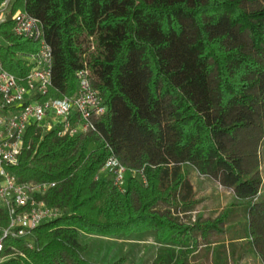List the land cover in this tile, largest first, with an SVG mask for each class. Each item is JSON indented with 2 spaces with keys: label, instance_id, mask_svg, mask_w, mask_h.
Instances as JSON below:
<instances>
[{
  "label": "trees",
  "instance_id": "16d2710c",
  "mask_svg": "<svg viewBox=\"0 0 264 264\" xmlns=\"http://www.w3.org/2000/svg\"><path fill=\"white\" fill-rule=\"evenodd\" d=\"M16 8L40 21L51 47L48 95L71 94L86 67L106 111L74 136L28 129L31 147L11 170L19 182H54L43 199L63 213L31 230L32 248L7 239L0 264H101L88 237L146 235L158 244L150 264H190L232 217L244 218L264 263V0H16ZM20 50L34 46L6 21L0 57L17 75L26 70ZM110 156L125 168L124 191L103 168ZM192 173L241 207L197 213ZM122 253L109 264H125Z\"/></svg>",
  "mask_w": 264,
  "mask_h": 264
},
{
  "label": "built area",
  "instance_id": "2783aa9c",
  "mask_svg": "<svg viewBox=\"0 0 264 264\" xmlns=\"http://www.w3.org/2000/svg\"><path fill=\"white\" fill-rule=\"evenodd\" d=\"M15 1L0 2V25L10 21L12 34L36 47L16 52L26 68L21 75L8 71L0 57V263L8 258L2 255L7 239L24 238L26 246L32 248L31 230L63 213L43 199L54 182H19L11 170L31 147L28 129L34 128V133L39 131L41 135L54 131L58 137L74 136L94 129L92 118L106 111L101 95L90 84L86 67L76 71V89L71 94L48 95L52 87L51 47L40 21L25 10L13 9ZM103 168L112 173L114 185L124 191L125 168L117 159L108 157ZM10 249L9 255L16 254L14 247Z\"/></svg>",
  "mask_w": 264,
  "mask_h": 264
},
{
  "label": "crops",
  "instance_id": "0c3cea01",
  "mask_svg": "<svg viewBox=\"0 0 264 264\" xmlns=\"http://www.w3.org/2000/svg\"><path fill=\"white\" fill-rule=\"evenodd\" d=\"M198 177L215 182L203 176ZM192 183L197 193V198L200 200V204L197 206L198 213L216 216L227 207H230L233 213L237 208L241 207L239 204L232 205L234 202L232 200L233 194L224 187L221 188L225 190V202L224 204L221 202L222 204L219 206L216 205L219 199V196L216 194V187L219 188L220 186L217 182H215V184H218L215 188L214 186L207 187L204 185H200L199 187L193 182V179ZM237 219L239 218L232 217L231 220L224 225L228 231L222 238L212 236L205 243L198 245L197 248L188 255V262L190 264H264L254 248L251 237L246 234L244 218L241 217V220H239L240 222ZM240 223L241 225H239Z\"/></svg>",
  "mask_w": 264,
  "mask_h": 264
},
{
  "label": "rangeland",
  "instance_id": "374dc122",
  "mask_svg": "<svg viewBox=\"0 0 264 264\" xmlns=\"http://www.w3.org/2000/svg\"><path fill=\"white\" fill-rule=\"evenodd\" d=\"M31 43L35 48L36 44L33 42ZM261 152H262V165L260 172L263 180L262 197H264V143H262L261 145ZM191 178L193 179V182H195L199 187L200 185H204L207 187L214 186L215 188V186L218 185L215 184V182L213 181H209L208 179L204 180L203 178L198 177L196 173H192ZM216 188H217L216 194L219 196L218 203H216V205L219 206L222 204L221 202H223L224 204L226 196H225V190L222 189L221 186H219V188L218 187ZM237 220L239 221V219ZM239 225H241V223ZM88 239L94 241L93 244L94 248L101 246L99 248V253L96 254L97 256L99 254L102 255L100 257L102 261H99V263L101 264H109L116 257L122 255L123 254L122 252L127 254L126 255L127 259L125 264H150L151 260L155 255L156 248L158 247V245L153 241L150 235L143 236L140 239H136V240H129L127 242H122L120 238L107 240L105 238L88 237ZM201 244L202 243H200L199 245Z\"/></svg>",
  "mask_w": 264,
  "mask_h": 264
}]
</instances>
